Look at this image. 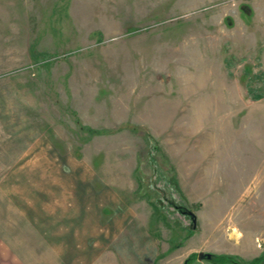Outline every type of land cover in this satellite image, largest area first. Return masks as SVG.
<instances>
[{"label": "rangeland", "instance_id": "obj_1", "mask_svg": "<svg viewBox=\"0 0 264 264\" xmlns=\"http://www.w3.org/2000/svg\"><path fill=\"white\" fill-rule=\"evenodd\" d=\"M263 2L0 0V139L132 202L153 264L237 230L264 249Z\"/></svg>", "mask_w": 264, "mask_h": 264}, {"label": "crops", "instance_id": "obj_2", "mask_svg": "<svg viewBox=\"0 0 264 264\" xmlns=\"http://www.w3.org/2000/svg\"><path fill=\"white\" fill-rule=\"evenodd\" d=\"M23 140L21 135L0 139V256L7 257L1 258L0 264H153L158 261L159 253L152 257L149 218L136 215L132 202H123L112 187L110 195L105 194L102 183L92 190V199L88 200L87 190L80 188H75L74 194H79L72 198L71 174L56 167L54 142L37 135L31 138L29 151L25 152ZM62 175L65 179H60ZM105 209L109 210L107 216ZM11 225L16 229L12 237L8 235L13 229ZM254 237L248 231L226 232L224 240L215 238L216 248H196L191 251L196 255L189 253L184 260L190 259L181 264H190L201 251L234 256L242 264L263 257L257 264H264V249L256 245ZM11 238L13 243L8 241ZM197 260L198 264H215L207 263L211 259Z\"/></svg>", "mask_w": 264, "mask_h": 264}, {"label": "trees", "instance_id": "obj_3", "mask_svg": "<svg viewBox=\"0 0 264 264\" xmlns=\"http://www.w3.org/2000/svg\"><path fill=\"white\" fill-rule=\"evenodd\" d=\"M88 130H89V132L90 133H92V134H97V133H101V132H103V130H98V129H94L93 127H86ZM214 257H221V258H225V259H228V260H231V261H233L234 263H236V264H242V262L241 261H239L236 257H234V256H229V255H223V256H214ZM190 259V257L187 259V260H189ZM260 259H262V258H258V259H255L254 261H253V264H257V262H258V260H260Z\"/></svg>", "mask_w": 264, "mask_h": 264}, {"label": "water", "instance_id": "obj_4", "mask_svg": "<svg viewBox=\"0 0 264 264\" xmlns=\"http://www.w3.org/2000/svg\"><path fill=\"white\" fill-rule=\"evenodd\" d=\"M213 256H215L213 253L211 252H204V251H201L198 253V259L199 260H204V259H212Z\"/></svg>", "mask_w": 264, "mask_h": 264}]
</instances>
